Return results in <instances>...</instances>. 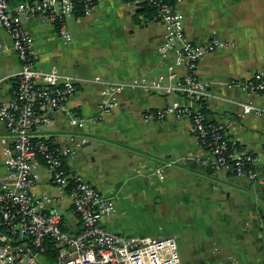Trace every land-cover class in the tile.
Returning <instances> with one entry per match:
<instances>
[{
  "label": "crops",
  "instance_id": "0c3cea01",
  "mask_svg": "<svg viewBox=\"0 0 264 264\" xmlns=\"http://www.w3.org/2000/svg\"><path fill=\"white\" fill-rule=\"evenodd\" d=\"M10 1L15 6L23 0ZM134 1L101 0L88 15L78 11L67 21L69 41L42 17H21L33 37L35 66L48 70L57 65L82 79L67 111H56L35 134L51 139L55 147H71L74 155L67 168L114 199L115 211L102 218L108 230L127 236L176 235L180 264H232L229 256L236 264H264V183L206 168L201 162L205 149L190 119H143L147 110L187 103L184 96L127 88L120 105L100 118L101 85L94 77L124 81L144 76L165 83L172 72L185 74L172 53H158L165 27L152 19L154 10L146 16L140 12L143 1ZM177 7L192 40L204 42L217 34L234 43L199 63L197 72L211 83L214 95L204 101L206 113L210 120L225 123L232 141L262 154L264 114L246 113L241 103L264 107V92L228 85L264 67V0H182ZM0 40L8 45L0 51V102H7L21 62L5 30H0ZM4 136L11 140L0 128V175L6 171ZM256 167L264 177V157ZM38 171L33 192L55 196L67 229L77 233L81 224L70 196L52 183L47 166Z\"/></svg>",
  "mask_w": 264,
  "mask_h": 264
},
{
  "label": "built area",
  "instance_id": "2783aa9c",
  "mask_svg": "<svg viewBox=\"0 0 264 264\" xmlns=\"http://www.w3.org/2000/svg\"><path fill=\"white\" fill-rule=\"evenodd\" d=\"M100 1L23 0L12 6L10 0H0V30L11 36L21 62L12 98L0 102V128L11 135L10 141L5 136L1 138L6 171L0 175V264L181 263L176 235L127 236L108 230L102 218L115 211L114 199L80 173L67 168V162L74 155L71 147H55L51 139L35 134L41 125L52 121L56 111H67V103L77 93L82 79L62 72L57 65L48 70L35 66L33 37L22 25L21 17L40 16L55 25L69 41L72 34L68 19L78 11L90 14ZM141 1L153 8L154 18L165 27V40L158 46L159 55L167 57L172 53L176 65L184 68L185 74L172 72L165 83H154L144 76L124 81L94 77L101 85L100 118L120 105V96L127 88L180 94L187 103L147 110L143 113L144 121H160L169 116L190 119L193 132L205 149L201 162L206 168L264 183L256 167L264 157V150L256 154L239 146L228 137L224 122L208 118L204 101L214 95L211 83L197 72L205 55L234 43L217 34L204 42L192 40L186 33L185 15L177 7L182 0H135L134 5ZM7 47L0 40V51ZM3 80L0 78V83ZM233 85L248 93L264 92V67L249 78L231 79L228 86ZM241 105L246 113L264 114V107L252 101ZM74 120L78 122L81 118L74 114ZM81 141L86 143L87 139L83 137ZM41 165L50 170L52 183L70 196L72 209L81 224L77 233L67 229L55 196L47 193L37 196L33 192ZM159 171L163 172L164 167ZM51 246L57 248L55 252ZM229 258L236 264L233 256Z\"/></svg>",
  "mask_w": 264,
  "mask_h": 264
},
{
  "label": "trees",
  "instance_id": "16d2710c",
  "mask_svg": "<svg viewBox=\"0 0 264 264\" xmlns=\"http://www.w3.org/2000/svg\"><path fill=\"white\" fill-rule=\"evenodd\" d=\"M142 4H143L144 8L141 9L140 12H146V16L149 15V14H151V11L153 10V8H151L146 2H143ZM51 247H52V248H51L52 251L55 252L57 248L54 247V246H51ZM53 254H54V253H53ZM52 256H53V255H52Z\"/></svg>",
  "mask_w": 264,
  "mask_h": 264
},
{
  "label": "water",
  "instance_id": "95a60500",
  "mask_svg": "<svg viewBox=\"0 0 264 264\" xmlns=\"http://www.w3.org/2000/svg\"><path fill=\"white\" fill-rule=\"evenodd\" d=\"M138 10H140V9H138ZM152 19H154V16H152Z\"/></svg>",
  "mask_w": 264,
  "mask_h": 264
}]
</instances>
